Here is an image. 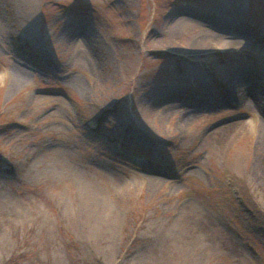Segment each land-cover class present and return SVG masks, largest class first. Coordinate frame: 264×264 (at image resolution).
I'll use <instances>...</instances> for the list:
<instances>
[{"label":"rangeland","instance_id":"rangeland-1","mask_svg":"<svg viewBox=\"0 0 264 264\" xmlns=\"http://www.w3.org/2000/svg\"><path fill=\"white\" fill-rule=\"evenodd\" d=\"M0 264H264V0H0Z\"/></svg>","mask_w":264,"mask_h":264},{"label":"bare ground","instance_id":"bare-ground-1","mask_svg":"<svg viewBox=\"0 0 264 264\" xmlns=\"http://www.w3.org/2000/svg\"><path fill=\"white\" fill-rule=\"evenodd\" d=\"M31 9H32V12H35L36 10L35 6H32ZM198 17L200 16L197 14H191L187 12L186 14L177 16L176 21H175L177 28L180 29L181 32L190 35V40L187 42V48L189 50L187 53L199 54L209 49L211 50L215 47L217 43L224 41V39L229 36V34L227 36L226 34H223V33L212 32L211 26L203 22V20L199 19ZM230 37L233 39L232 40L233 45L231 43L226 42L227 46L228 45L234 46V45H238L239 43H241L238 37H235V36H230ZM74 39L75 38H70L69 43H72ZM15 61H16L15 63L14 62L12 63L11 70L5 73V76L8 77L9 79L11 89H14L17 86L21 85L24 82L27 75L29 74L28 72L24 71L22 67H20V65L17 63L18 60H15ZM203 73H204L203 70H197L194 74H192V76L200 77L201 75H203ZM225 83H227L228 86H231L233 90L234 88L236 89V87L239 84H241L239 80L237 79L235 80V78H233L232 76L230 77L226 76ZM235 94L238 96L239 101L243 100V103H250V104H255V105H258L260 103L258 96L254 93H252L249 96L244 97L243 99L242 95L240 94V91L238 93V88H237V92ZM46 99L47 97H37V100H36L37 105L40 104L41 101H44ZM250 125L251 124L245 120L234 122L232 124L222 126L221 128L215 129L213 133L209 136V138L213 140V144H215L214 146H216V149H223L227 145V143L230 141L231 136L235 132L242 131L244 130V128H247ZM57 170H59L60 172L62 171L65 172L66 176L69 173L72 178L73 177L76 178L77 181L79 182L78 195H79L80 204L78 203L77 204L78 206H82L85 203L84 201L86 199V196H88L87 194H90V196H92L91 197L92 205L94 203L96 204L97 207L101 205V202L98 201V199L94 196V194L91 195L92 193H88L90 191L87 188L83 170H79L76 167L70 166L65 163L60 164L57 167ZM141 178L147 181H151V183L156 181V178L154 175L145 174V175H142Z\"/></svg>","mask_w":264,"mask_h":264}]
</instances>
